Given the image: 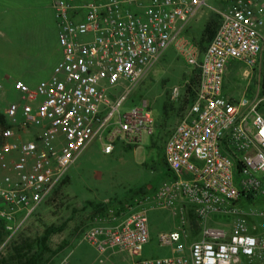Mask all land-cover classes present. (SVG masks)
<instances>
[{
	"label": "built area",
	"instance_id": "obj_1",
	"mask_svg": "<svg viewBox=\"0 0 264 264\" xmlns=\"http://www.w3.org/2000/svg\"><path fill=\"white\" fill-rule=\"evenodd\" d=\"M62 57L52 76L29 86L0 111V247L28 220L84 149L105 153L154 136L147 100L121 113L124 96L207 0H52ZM205 49L187 51L198 72L193 98L165 140L170 172L152 196L100 219L81 240L99 253H126L127 264H264V98L232 99L223 80L234 61L250 67L264 50V0H229ZM185 87V85L183 86ZM3 88L0 82V89ZM185 89V88H184ZM178 98L181 88L171 89ZM144 203L178 205V229L158 241L170 254L140 257L149 241ZM195 222V225L192 223ZM193 231L192 238L190 232ZM58 264H70L67 258Z\"/></svg>",
	"mask_w": 264,
	"mask_h": 264
},
{
	"label": "rangeland",
	"instance_id": "obj_2",
	"mask_svg": "<svg viewBox=\"0 0 264 264\" xmlns=\"http://www.w3.org/2000/svg\"><path fill=\"white\" fill-rule=\"evenodd\" d=\"M52 0H0V111L19 93L13 82L32 70L54 61L57 56L56 23ZM229 0H207L189 20L179 37L171 42L156 62L135 84L128 82L112 90L116 99L124 96L121 113L141 100L152 109L157 130L152 139L128 149L120 144L105 153L99 139L93 140L71 164L62 180L31 217L13 234L8 244L0 247V264H58L67 258L70 264H127L126 253H99L82 232L100 219L125 213L145 195L152 196L167 180L170 172L164 163L163 147L174 124L185 108L184 85L194 75L186 60L187 51L200 52L205 43L199 41L209 19L219 21L216 10L224 9ZM8 76V77H5ZM23 81V80H22ZM264 50L261 61L250 67L234 61L223 80L225 96L248 99L264 98ZM181 88L178 98L171 89ZM264 105V100L261 101ZM260 103V104H261ZM259 111L264 107L259 105ZM1 176V175H0ZM137 200V201H136ZM147 209L151 240L140 257L167 256L170 248L158 242L161 233L178 229V205L170 208L142 205ZM195 225V222L192 223ZM48 227H59L42 242ZM192 238L193 231L190 232ZM6 233L0 234V242Z\"/></svg>",
	"mask_w": 264,
	"mask_h": 264
},
{
	"label": "trees",
	"instance_id": "obj_3",
	"mask_svg": "<svg viewBox=\"0 0 264 264\" xmlns=\"http://www.w3.org/2000/svg\"><path fill=\"white\" fill-rule=\"evenodd\" d=\"M218 23H219V21L216 22L214 19H209L208 22H206V24H205V26H204V28L202 30V33L200 35V39H199V41L201 43H205V46L200 50L199 53H201L205 49L207 43L212 38V36H213V34L215 32V29L218 26ZM197 80H198V72H197L196 69H194V75L190 78V80L185 85V89H184L185 104H187L193 98L194 89L196 87ZM262 88H263V93H264V82L262 83ZM261 104L264 107L263 103H261ZM262 112L264 113V111H262ZM4 123H5L4 116L0 112V124L3 125ZM156 130H157V126H156ZM155 133H156V131H155ZM150 139H152V137ZM164 163H165V161H164ZM59 229H60L59 227H48L45 230L44 234L40 237V241L42 242L52 232H55V231H57ZM2 233H5V232H4L3 228H2V226L0 225V234H2Z\"/></svg>",
	"mask_w": 264,
	"mask_h": 264
},
{
	"label": "crops",
	"instance_id": "obj_4",
	"mask_svg": "<svg viewBox=\"0 0 264 264\" xmlns=\"http://www.w3.org/2000/svg\"><path fill=\"white\" fill-rule=\"evenodd\" d=\"M52 10H53V8H52ZM53 16H54V14H53ZM54 37H56V43H57V52H58L57 58L54 61L50 62V63H46L45 65L38 66V67L34 68L32 70V72L33 71L41 72L37 77L33 76V78H32V75L30 73V76L27 75L24 78H20L25 83H27L29 86H35L38 82H40L42 80L49 79L52 76V74H53V69H54L55 65L60 61V59L62 57V53H61V48L59 46V41H58V27H57V24H56V34H55V31H54ZM5 77H8V76H5ZM17 80H19V79H17ZM227 97H229V96H227ZM230 98L238 99V98H233V97H230ZM119 144L122 147H124V148H128V149L134 148V146H128V145H124V144H121V143H119ZM150 240H151V235H150V229H149V241Z\"/></svg>",
	"mask_w": 264,
	"mask_h": 264
}]
</instances>
